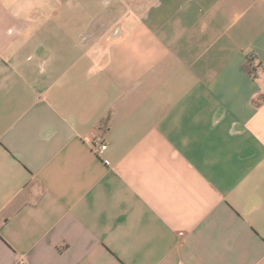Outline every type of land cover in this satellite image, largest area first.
Listing matches in <instances>:
<instances>
[{
  "label": "crops",
  "instance_id": "0c3cea01",
  "mask_svg": "<svg viewBox=\"0 0 264 264\" xmlns=\"http://www.w3.org/2000/svg\"><path fill=\"white\" fill-rule=\"evenodd\" d=\"M0 264H264V0H0Z\"/></svg>",
  "mask_w": 264,
  "mask_h": 264
},
{
  "label": "trees",
  "instance_id": "16d2710c",
  "mask_svg": "<svg viewBox=\"0 0 264 264\" xmlns=\"http://www.w3.org/2000/svg\"><path fill=\"white\" fill-rule=\"evenodd\" d=\"M257 68V65L255 64L254 58L252 56H249L247 58L246 64L243 66V69L245 73L251 77H255V70Z\"/></svg>",
  "mask_w": 264,
  "mask_h": 264
},
{
  "label": "built area",
  "instance_id": "2783aa9c",
  "mask_svg": "<svg viewBox=\"0 0 264 264\" xmlns=\"http://www.w3.org/2000/svg\"><path fill=\"white\" fill-rule=\"evenodd\" d=\"M100 150V151H104L105 149H106V146L105 145H96V147L94 146V152H97V150L98 149Z\"/></svg>",
  "mask_w": 264,
  "mask_h": 264
}]
</instances>
